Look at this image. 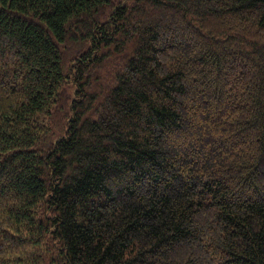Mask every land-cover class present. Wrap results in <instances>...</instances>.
<instances>
[{"label":"trees","instance_id":"trees-1","mask_svg":"<svg viewBox=\"0 0 264 264\" xmlns=\"http://www.w3.org/2000/svg\"><path fill=\"white\" fill-rule=\"evenodd\" d=\"M0 264H264V0H0Z\"/></svg>","mask_w":264,"mask_h":264},{"label":"rangeland","instance_id":"rangeland-1","mask_svg":"<svg viewBox=\"0 0 264 264\" xmlns=\"http://www.w3.org/2000/svg\"><path fill=\"white\" fill-rule=\"evenodd\" d=\"M114 1H122V0H114Z\"/></svg>","mask_w":264,"mask_h":264}]
</instances>
